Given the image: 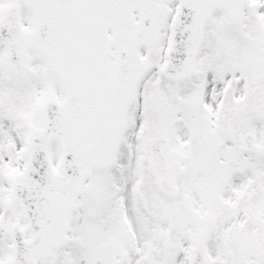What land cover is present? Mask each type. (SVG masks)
Listing matches in <instances>:
<instances>
[{
  "label": "snow or ice",
  "instance_id": "obj_1",
  "mask_svg": "<svg viewBox=\"0 0 264 264\" xmlns=\"http://www.w3.org/2000/svg\"><path fill=\"white\" fill-rule=\"evenodd\" d=\"M0 264H264V0H0Z\"/></svg>",
  "mask_w": 264,
  "mask_h": 264
}]
</instances>
